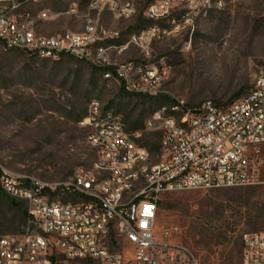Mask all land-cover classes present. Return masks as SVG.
<instances>
[{"label": "rangeland", "instance_id": "374dc122", "mask_svg": "<svg viewBox=\"0 0 264 264\" xmlns=\"http://www.w3.org/2000/svg\"><path fill=\"white\" fill-rule=\"evenodd\" d=\"M24 1V0H22ZM91 0L27 1L21 11L32 16L37 35L78 32L87 19ZM140 2L129 19H113L107 8L99 14L100 26L118 31L123 44L151 22L142 18ZM73 8V12H68ZM47 12L49 19H38ZM182 12H172L160 27L182 21ZM116 63L133 62L141 68L157 67L158 80L150 96L130 95L103 71L68 55L40 59L0 44V175L33 178L44 184L61 182L79 169H90L96 150L87 142L84 121L88 104L98 101L103 110L122 117L123 127L138 134L137 145L145 147L149 164L160 161L161 134L144 129L153 111L165 112L178 122L183 116L170 105L182 101L190 107L211 99L229 104L249 91L255 76L264 69V0H224L197 17L191 29L160 37L150 43L148 56L135 46L120 55L111 52ZM164 68V73L160 74ZM239 94L238 96L236 94ZM257 183L248 187L198 189L170 192L157 204L155 232L164 230L170 240L187 247L200 264H241L244 234L264 232V147ZM49 197V196H48ZM52 201H78L77 196L51 194ZM6 197L0 188V236L35 233L23 215L22 201ZM115 249L121 250L120 244ZM63 261V260H62ZM61 264H86L63 261Z\"/></svg>", "mask_w": 264, "mask_h": 264}, {"label": "built area", "instance_id": "2783aa9c", "mask_svg": "<svg viewBox=\"0 0 264 264\" xmlns=\"http://www.w3.org/2000/svg\"><path fill=\"white\" fill-rule=\"evenodd\" d=\"M112 0H91L88 10H95V23L73 35V41L61 38H32L31 25L16 29V8L22 0H0V44L19 45L20 51L30 55L58 57L74 54L75 59L86 61L92 67L113 70L116 82L134 94H158L154 90L153 65L137 66L130 75H122L126 63H115L111 52L122 53L128 46L139 48L148 56L151 30L160 29L161 38L183 29H191L195 18V5L200 0H133L121 6L120 12L145 6L142 18H159L148 15L149 6L163 11L184 12V20L171 21L170 26L145 27L133 39H127L122 48L108 46L105 50L92 48V41L114 38L100 31L99 12ZM224 4V2H221ZM72 8V12H73ZM51 15H38L49 19ZM118 19V14H113ZM71 34V31H69ZM164 73V68L160 74ZM125 76L133 77V86L125 87ZM144 83H151V90H144ZM249 90L251 98L240 99L238 110L214 113L217 103L211 99L199 106L190 107L182 101L171 107L181 106L183 124L160 119V115L146 117L143 124L147 131L161 134L158 167L153 180H143V187H133V180H140L138 169L127 168V161L139 160L142 146L135 142L138 134H130L123 122L115 123V130H108V123L96 126L93 106L88 104L84 121L88 127L86 137H97L99 150H105L101 162H112L116 172L109 175V184L102 180L88 185V169L77 170L61 182L44 184L33 178L3 172L0 175L2 193L13 200L22 201L36 228L35 233L7 234L0 236V264H61L65 261L86 264H200L185 246L170 240L171 233L164 230L156 237L155 219L158 201L166 193L198 189L248 187L257 183L258 167L262 160L257 151L264 147V69L254 78ZM214 117H221V126L211 128ZM129 146H137V157H129ZM15 180H23V188H15ZM56 193L77 195V203L45 209L42 196ZM241 264H264V232L248 233L242 238ZM122 245L121 250L115 249ZM63 260V261H62Z\"/></svg>", "mask_w": 264, "mask_h": 264}, {"label": "bare ground", "instance_id": "6f19581e", "mask_svg": "<svg viewBox=\"0 0 264 264\" xmlns=\"http://www.w3.org/2000/svg\"><path fill=\"white\" fill-rule=\"evenodd\" d=\"M27 1H35V0H24L21 2L20 6L16 8V29H24V24L31 25V34L32 38H53L57 36L50 35V36H43L37 35L32 26V16L31 13L28 11H21L22 5L24 2ZM133 0H112L111 4H104V8H107L112 14H118V17L122 18H129L135 14L136 9H131L127 12H120V2L121 6H128L131 4ZM224 2V0H200L197 1L195 5V18H191V26L193 21L199 17L201 14H205L207 11L213 8H220V3ZM102 8V10L104 9ZM95 11V10H94ZM101 11V10H100ZM171 11H163L160 14V8H156V6H149L148 8V15H159V18H149L147 21L151 22L150 27H160L159 22L161 20H168L171 17ZM39 15H49L47 12H42ZM180 18L184 20V12H182ZM173 21V19H171ZM95 18L87 19L83 29L78 32H64L61 33V38H66V41H73V35H80L86 29H88V25H94ZM100 31L103 32V35H115L114 38H101L99 40L92 41V48H96L97 50H105L108 46L112 48H122L123 44H115V43H107L109 41L117 40L121 37L118 31L112 30H105L100 26ZM135 34H131L127 37V39H133ZM161 37V30L160 29H153L151 30V40H157ZM6 49L10 50H20L19 45H6L4 46ZM121 53H118V55ZM75 58L74 54H65ZM40 59H47V58H57V57H50V56H40L34 55ZM61 56V55H60ZM86 62V61H84ZM126 63V62H123ZM137 65L133 62H128L126 68H122V75H130V72L136 71ZM162 70V69H161ZM153 72H157V67L153 65ZM104 78L113 77V70H103ZM157 78L153 79V86L156 85ZM133 86V77L132 76H125V87H132ZM144 90H151V83H144ZM126 91V90H124ZM128 92V91H126ZM132 93V92H128ZM134 94V93H132ZM252 97V90H249L241 98H251ZM93 106V116L96 118V126H104L108 121H117L122 122V117L119 113L113 110H103V106L94 100L90 103ZM240 107V99H236L233 102L223 105L216 103L214 105V113H229L230 110H238ZM173 110L175 112L181 113V106H174ZM165 108L157 109L153 111L148 117H153L154 115H160V119L164 121H172L174 125H181L182 123H178L173 116H169L165 112ZM182 114V113H181ZM146 122V119L144 123ZM221 126V117H214L213 121H211V128H219ZM108 130H115V123H108ZM87 142L96 150V159L92 163L90 169H88V185H95L96 181L102 180V184H109V175L114 174L116 172V165L112 162H101L99 158H105V150H99V142L97 137H86ZM142 156L139 160H130L127 161V168L138 169V173H140V180H133V187H143V180H153L154 179V171L156 167H158V162L154 164H149L150 154L145 147H142ZM129 157H137V146H129ZM84 170V169H79ZM15 188H23V180H15ZM77 196V195H74ZM68 203H77L73 201H65L61 202L60 205H68ZM42 204L45 209H57L58 201H52L51 198L48 196H42Z\"/></svg>", "mask_w": 264, "mask_h": 264}, {"label": "trees", "instance_id": "16d2710c", "mask_svg": "<svg viewBox=\"0 0 264 264\" xmlns=\"http://www.w3.org/2000/svg\"><path fill=\"white\" fill-rule=\"evenodd\" d=\"M23 52V51H22ZM24 53H26V52H24ZM29 57H35V58H37L36 56H34V55H30V54H28V53H26ZM95 68V67H94ZM97 70H100L101 72L103 71L102 69H98V68H96ZM110 71H112V70H110ZM122 88V87H121ZM122 90L124 91V89L122 88ZM126 92V91H125ZM127 94H130V95H140V94H132V93H128V92H126ZM237 96L239 95L238 93L236 94ZM244 95V94H243ZM142 96H146V95H142ZM242 96V95H241ZM241 96H239V97H241ZM150 97H152V96H150ZM238 97V98H239ZM174 103V101L171 99L170 100V105H172ZM12 200V203H14V204H17L18 205V203H16L15 201L16 200H13V199H11ZM23 215H24V217L30 222V217H29V214H28V212H27V209H26V205H24V209H23Z\"/></svg>", "mask_w": 264, "mask_h": 264}, {"label": "crops", "instance_id": "0c3cea01", "mask_svg": "<svg viewBox=\"0 0 264 264\" xmlns=\"http://www.w3.org/2000/svg\"><path fill=\"white\" fill-rule=\"evenodd\" d=\"M108 11H109V10H108ZM68 12H72V8L69 9ZM100 12H101V11H100ZM100 12H99V14H100ZM109 12H110V11H109ZM110 13H111V12H110ZM111 14H112V13H111ZM112 16H113V14H112ZM132 16H133V15H132ZM132 16H131V17H132ZM131 17H129V18H131ZM118 18H122V17H118ZM129 18H122V19H129ZM82 29H83V27H82ZM82 29H81V30H82ZM81 30H80V31H81ZM107 43H110V44H111V43H114V41H109V42H107ZM117 55H118V54H117ZM119 55H120V54H119ZM112 58L116 59V56L114 55V57L112 56ZM115 63H116V62H115Z\"/></svg>", "mask_w": 264, "mask_h": 264}]
</instances>
